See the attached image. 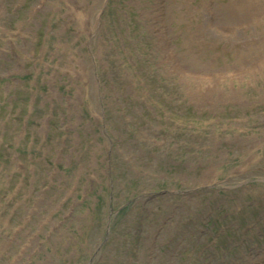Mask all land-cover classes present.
I'll return each instance as SVG.
<instances>
[{
  "label": "rangeland",
  "instance_id": "1",
  "mask_svg": "<svg viewBox=\"0 0 264 264\" xmlns=\"http://www.w3.org/2000/svg\"><path fill=\"white\" fill-rule=\"evenodd\" d=\"M227 1L0 0V264H264V0Z\"/></svg>",
  "mask_w": 264,
  "mask_h": 264
},
{
  "label": "bare ground",
  "instance_id": "2",
  "mask_svg": "<svg viewBox=\"0 0 264 264\" xmlns=\"http://www.w3.org/2000/svg\"><path fill=\"white\" fill-rule=\"evenodd\" d=\"M244 2V6L245 7H252V8H261L260 6H257L255 3H254V0H242ZM238 2L237 0H229L228 3H227V6H233L235 5V3Z\"/></svg>",
  "mask_w": 264,
  "mask_h": 264
}]
</instances>
